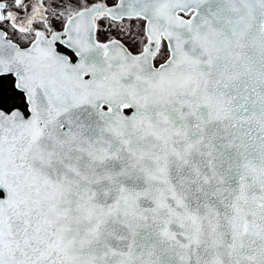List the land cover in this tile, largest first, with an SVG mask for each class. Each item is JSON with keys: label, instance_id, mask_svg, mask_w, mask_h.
Listing matches in <instances>:
<instances>
[{"label": "snow or ice", "instance_id": "6c2138e0", "mask_svg": "<svg viewBox=\"0 0 264 264\" xmlns=\"http://www.w3.org/2000/svg\"><path fill=\"white\" fill-rule=\"evenodd\" d=\"M0 264H264V0H0Z\"/></svg>", "mask_w": 264, "mask_h": 264}]
</instances>
